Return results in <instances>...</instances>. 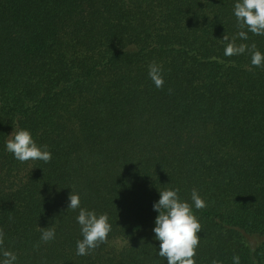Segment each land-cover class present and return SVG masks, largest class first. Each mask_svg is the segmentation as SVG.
<instances>
[{
	"label": "trees",
	"instance_id": "1",
	"mask_svg": "<svg viewBox=\"0 0 264 264\" xmlns=\"http://www.w3.org/2000/svg\"><path fill=\"white\" fill-rule=\"evenodd\" d=\"M236 2L0 0V259L167 264L153 203L173 189L191 205L195 189L196 264H264V66L222 40L264 53V35L238 37ZM14 128L51 159H14ZM72 191L111 224L84 256Z\"/></svg>",
	"mask_w": 264,
	"mask_h": 264
},
{
	"label": "clouds",
	"instance_id": "2",
	"mask_svg": "<svg viewBox=\"0 0 264 264\" xmlns=\"http://www.w3.org/2000/svg\"><path fill=\"white\" fill-rule=\"evenodd\" d=\"M233 15L242 29L237 35L241 40L248 38L247 33L264 35V0H237L234 5ZM225 42L224 55H242L246 51L251 53V65L254 67L264 66V53L258 50L249 49L247 45H236L235 38L229 41L225 35L222 39ZM148 75L156 88L164 85L162 69L155 63L149 65ZM5 142V150L11 153L14 159L21 163L30 160H42L48 162L51 153L46 147L38 146L31 132L27 129H16L8 135ZM158 201L153 203V211L158 213L153 228L154 239L159 241L158 255L165 258L167 264H196V248L200 243L198 233L201 232V225L193 213V207L197 210L206 207V202L193 189L191 193L192 204L182 201L178 190L165 189L159 191ZM81 199L78 193L71 192L69 196L68 209L77 210L79 214L76 222L80 226L82 239L77 241L76 254L84 256L90 250L95 249L99 243L106 242L111 224L107 214L97 215L95 211L82 208ZM55 238V231L42 229L41 239L45 242ZM3 259L0 264H15L17 257L9 252L2 253ZM233 264H240L239 256L232 258ZM213 264H217L213 261Z\"/></svg>",
	"mask_w": 264,
	"mask_h": 264
}]
</instances>
